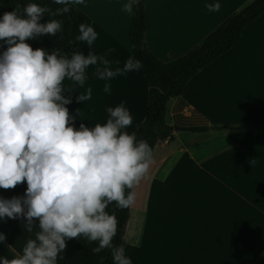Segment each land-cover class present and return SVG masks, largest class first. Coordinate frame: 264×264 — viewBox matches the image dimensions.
I'll use <instances>...</instances> for the list:
<instances>
[{"label": "crops", "instance_id": "obj_1", "mask_svg": "<svg viewBox=\"0 0 264 264\" xmlns=\"http://www.w3.org/2000/svg\"><path fill=\"white\" fill-rule=\"evenodd\" d=\"M142 1L147 43L168 62L253 0H220L218 12L205 8L209 0ZM122 3L86 0L79 6L98 33L96 54L113 50L107 55L113 68L123 67L131 55L132 14L121 11ZM82 50L87 52V46ZM94 73L90 66L83 86L63 82L74 91L64 94L72 97L70 112L79 109L86 125L104 123L106 107L124 101L133 117L125 130L133 133L147 114L146 82L138 71L118 75L108 94ZM89 87L91 99L77 102L78 93ZM166 118L173 132L155 146V163L136 189L130 211L134 207L137 225L129 240L126 225V255L132 264H256L264 256V13L245 28L236 45L169 100ZM79 123L77 119V127ZM198 127L207 129L191 130ZM26 187L23 182L0 188V197L22 196ZM8 246L0 243V256L11 259L17 251L10 253Z\"/></svg>", "mask_w": 264, "mask_h": 264}, {"label": "clouds", "instance_id": "obj_2", "mask_svg": "<svg viewBox=\"0 0 264 264\" xmlns=\"http://www.w3.org/2000/svg\"><path fill=\"white\" fill-rule=\"evenodd\" d=\"M13 3V10L0 16V46L6 45L0 52V188L23 182L27 187L22 196L0 197V221L21 219L28 238L11 259L0 256V264H59L72 238L94 245L89 248L94 264H105V250L111 264H132L124 245L114 239L117 212L136 203V189L155 163L154 148L125 130L133 117L124 101L106 107V122L86 125L79 109L73 113L67 107L73 100L64 94L73 89H65L63 82L83 86L86 70L95 66V76L110 94V81L140 70L142 61L130 55L123 67L113 68L107 59L113 50L96 54L98 33L86 22L65 41L64 20L57 17L79 10L76 6L86 0H51L58 7L34 0ZM139 4L123 0L121 11L133 14ZM204 6L218 12L221 3L209 0ZM43 17L48 19L41 23ZM58 34L71 51L33 49L27 42ZM91 96L89 87L76 101L85 103ZM5 240L0 232V243ZM8 248L11 253L13 247Z\"/></svg>", "mask_w": 264, "mask_h": 264}, {"label": "trees", "instance_id": "obj_3", "mask_svg": "<svg viewBox=\"0 0 264 264\" xmlns=\"http://www.w3.org/2000/svg\"><path fill=\"white\" fill-rule=\"evenodd\" d=\"M21 4L27 0H20ZM41 5H52L51 0H34ZM13 0H0V16L4 12H10L14 8ZM79 10H73L67 17H57L64 20L65 41L78 35V24L89 23L92 26V17L79 6ZM264 13V0H253L244 8L230 14L224 21L217 25L198 44L184 55L165 62L160 60L150 49L147 43V12L145 4L135 6L132 14L130 28L131 55L142 61V67L138 70L139 75L148 86V109L144 121L133 132L138 138L146 139L155 146L166 138L171 137L173 127L167 122V104L169 100L181 94L187 82L201 69L220 58L236 45L245 28ZM48 18L43 17L41 23ZM57 37L50 38L45 35L39 40L27 41L33 49L44 48L51 51L54 48L63 47L65 51H71L66 45H61ZM2 43V42H0ZM6 45L0 46V52ZM207 128H191L199 131ZM130 214V208L117 212L118 232L114 238L116 242L125 244L124 232ZM38 224V220L36 221ZM0 232L6 234V242L19 252L28 238V234L22 227L21 219L6 218L0 223ZM94 246V245H91ZM87 241L81 238H72L66 243L65 259L59 264H94L95 258L91 256ZM101 255L106 257L105 264H111L108 251ZM264 264V256L256 263Z\"/></svg>", "mask_w": 264, "mask_h": 264}, {"label": "rangeland", "instance_id": "obj_4", "mask_svg": "<svg viewBox=\"0 0 264 264\" xmlns=\"http://www.w3.org/2000/svg\"><path fill=\"white\" fill-rule=\"evenodd\" d=\"M135 209L133 207V209L130 211V216H129V220H128V228H127V232H126V239L129 240L130 239V234L132 231V229L134 228V233L132 232V235H131V239L132 237L134 238L135 236V228H136V217H135Z\"/></svg>", "mask_w": 264, "mask_h": 264}, {"label": "water", "instance_id": "obj_5", "mask_svg": "<svg viewBox=\"0 0 264 264\" xmlns=\"http://www.w3.org/2000/svg\"><path fill=\"white\" fill-rule=\"evenodd\" d=\"M177 129V127H175Z\"/></svg>", "mask_w": 264, "mask_h": 264}]
</instances>
